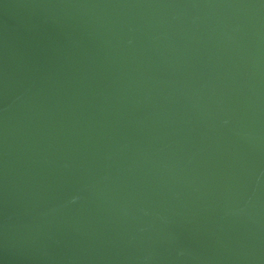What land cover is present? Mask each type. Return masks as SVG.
I'll return each instance as SVG.
<instances>
[{"label":"water","instance_id":"obj_1","mask_svg":"<svg viewBox=\"0 0 264 264\" xmlns=\"http://www.w3.org/2000/svg\"><path fill=\"white\" fill-rule=\"evenodd\" d=\"M0 264H264V0H0Z\"/></svg>","mask_w":264,"mask_h":264}]
</instances>
